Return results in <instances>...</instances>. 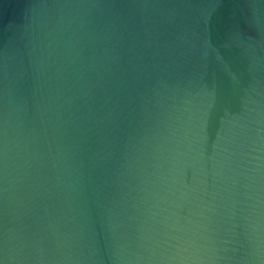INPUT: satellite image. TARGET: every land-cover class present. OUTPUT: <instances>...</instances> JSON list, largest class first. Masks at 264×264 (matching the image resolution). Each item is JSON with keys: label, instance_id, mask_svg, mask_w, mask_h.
<instances>
[{"label": "water", "instance_id": "1", "mask_svg": "<svg viewBox=\"0 0 264 264\" xmlns=\"http://www.w3.org/2000/svg\"><path fill=\"white\" fill-rule=\"evenodd\" d=\"M0 264H264V0H0Z\"/></svg>", "mask_w": 264, "mask_h": 264}]
</instances>
